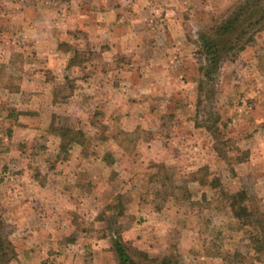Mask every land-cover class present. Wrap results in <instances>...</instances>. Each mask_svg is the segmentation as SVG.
I'll use <instances>...</instances> for the list:
<instances>
[{"label": "rangeland", "instance_id": "obj_1", "mask_svg": "<svg viewBox=\"0 0 264 264\" xmlns=\"http://www.w3.org/2000/svg\"><path fill=\"white\" fill-rule=\"evenodd\" d=\"M81 1L0 2L10 12L0 17V219L17 255L9 264H118L116 240L136 261L143 252L177 264H234L235 252L247 254L248 230L219 194L244 189L264 210V28H251L253 41L209 81L199 36L244 0H203L194 18L185 9L195 1L180 0L181 52L192 56L195 80L188 89L175 64L177 83L164 77L153 93H129L135 55L81 28ZM23 7L29 19L16 16ZM39 7L46 10L36 16ZM155 13L142 16L140 41L164 47ZM170 81L174 93L161 90ZM215 119L218 133L208 130ZM60 128L79 134L66 151ZM43 230L62 242L38 240Z\"/></svg>", "mask_w": 264, "mask_h": 264}, {"label": "crops", "instance_id": "obj_2", "mask_svg": "<svg viewBox=\"0 0 264 264\" xmlns=\"http://www.w3.org/2000/svg\"><path fill=\"white\" fill-rule=\"evenodd\" d=\"M2 1L5 4L11 3V6H13V3L16 1H21V3H24V0ZM167 1H169V4L166 2V0H86L84 3L81 1L79 5V7H82L81 9H83L81 12L82 14H77L75 18L76 22H78V18H80L81 28L82 26L87 25L86 29L89 35L100 33L102 38L103 35H107V40L109 39L110 41H107L105 46H108L111 49L114 47L122 54H126L129 51V53L131 52V55H135V59L133 60H135L136 64L138 65L133 63L131 64L130 70L127 69V71L130 73L129 77L131 79L130 83L128 84L129 93H153L156 91V82L159 81V79H163L164 77L165 80L168 78L169 80L175 81L177 83L179 80L177 79L176 75L178 74L172 71V65L175 64L181 66L180 70L182 75L179 76V78L182 77L181 80L183 81V84L186 85V87L188 86V89L195 80V69L193 66L190 67L192 56H188V53L184 54L181 52L183 47L188 45L185 36L182 35L184 25L180 24L181 11L183 8L182 5L178 3L181 2L180 0ZM193 1H195V3H192V5L188 4L185 9V16L191 18L196 16V9L199 8L198 2H201L204 5L203 0ZM127 3H129L128 7ZM149 4H153L154 6L150 8L148 6ZM89 6H92V8L90 7V14L85 12L86 9H89ZM16 10H19L18 13H16L17 17L29 19L31 15L29 10L25 9L24 7L23 9ZM45 10L46 9H41L39 7V9H34L32 12L34 14L36 13V16H41ZM151 11H156L155 14L158 16H163L166 26V37L164 39L166 45H164V47L156 42L144 43L140 41V36L144 34V25H142L143 23L141 22V18L142 16L148 15ZM12 13V16H14L15 11ZM4 16H10V12L7 11V9L5 12L3 7H0V17L3 18ZM88 40L90 41L91 39ZM43 45V43H39L38 47H43ZM167 59L169 60V63L167 62ZM174 60L176 61L174 62ZM111 70L112 69H110V71ZM117 71H120L122 75L124 73L119 68ZM151 74H153L154 77H151ZM159 75H162V77L159 78ZM120 78L121 77L118 76L117 80L121 81ZM172 83L173 82L170 81V85L162 87L161 90L174 93V87ZM120 89H123V91L125 90V88H121V86L117 90ZM81 93H89V91L86 88L82 90ZM250 162L253 163L252 159H249L247 162L241 164V166L250 165ZM70 188L71 189H68L67 191L71 193L73 187ZM69 195L70 194H67L66 191L62 192L61 202H63L65 206H69L70 204L71 199H68L71 196ZM39 221L43 222L41 223V226L43 227L45 225L44 221L46 220L44 218H39ZM42 232L43 233H39L38 240L41 238L43 241L49 240L53 242L54 246L56 242H62V239L57 240L56 235H47V238L44 239L43 234H45V232L44 230ZM26 235V238H29L30 240L31 238H34L36 234L31 230ZM66 246H68V244H66ZM25 252V256H29L30 258L35 253V249L34 247H28ZM68 254L69 251L68 249L66 250L65 247L60 251V254L55 256H57L58 260L60 261L62 258L64 259L67 257Z\"/></svg>", "mask_w": 264, "mask_h": 264}, {"label": "trees", "instance_id": "obj_3", "mask_svg": "<svg viewBox=\"0 0 264 264\" xmlns=\"http://www.w3.org/2000/svg\"><path fill=\"white\" fill-rule=\"evenodd\" d=\"M253 27H258L257 31L264 28V0L242 1L219 24L201 33L199 36L200 49L206 62L204 76L209 81L215 79L219 67L229 59V56L236 57L253 41V32L249 31ZM208 130L213 133L220 132L216 119ZM77 135L79 134L73 133L69 128L58 129V136L62 139L61 148L63 151H66L69 144L76 142L74 138ZM213 136L218 142V135ZM214 150L222 160H227L225 153L221 154L217 146L214 147ZM244 161V159H239L237 163ZM215 188L213 187V189ZM219 202L226 205L232 217L239 222L242 228L248 230L247 254L235 252L232 255L235 260L233 263L254 264L258 262L264 256V210L258 205L259 201L248 196L244 189H239L232 193L221 192ZM113 248L118 264H177L176 256L158 259L156 257L151 258L143 252L136 253L138 257V261H136L127 252L124 244L118 240L113 241ZM16 256L13 245L4 233V224L0 219V264H9Z\"/></svg>", "mask_w": 264, "mask_h": 264}]
</instances>
